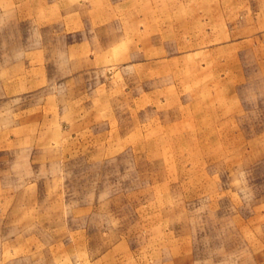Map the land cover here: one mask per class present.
I'll return each mask as SVG.
<instances>
[{
	"label": "rangeland",
	"instance_id": "rangeland-1",
	"mask_svg": "<svg viewBox=\"0 0 264 264\" xmlns=\"http://www.w3.org/2000/svg\"><path fill=\"white\" fill-rule=\"evenodd\" d=\"M0 264H264V0H0Z\"/></svg>",
	"mask_w": 264,
	"mask_h": 264
}]
</instances>
